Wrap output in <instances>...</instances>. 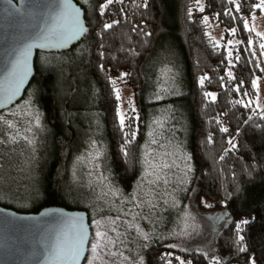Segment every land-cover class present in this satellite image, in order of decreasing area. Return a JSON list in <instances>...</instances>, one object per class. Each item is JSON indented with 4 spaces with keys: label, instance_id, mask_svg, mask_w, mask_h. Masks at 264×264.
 I'll return each mask as SVG.
<instances>
[{
    "label": "trees",
    "instance_id": "16d2710c",
    "mask_svg": "<svg viewBox=\"0 0 264 264\" xmlns=\"http://www.w3.org/2000/svg\"><path fill=\"white\" fill-rule=\"evenodd\" d=\"M75 1L85 10L89 29L66 53L80 49L84 69L70 72L37 67L25 94H31L43 109L51 131L39 171V206L26 213L57 205L78 206L67 186L73 160L86 141L81 118L72 115L77 100L82 111L88 108L79 97L95 102L101 135L125 188L137 177L148 110L178 101L188 107L191 121L189 148L196 164V208L204 214L224 213L227 222L215 237V261L198 250L156 245L148 250V264H264V106L257 93L259 81L264 84V36L255 35L251 28L262 2L203 0L199 7L198 0H114L101 15L100 5L106 0H90L88 5ZM212 22L223 29L226 41H237L231 52L213 39L209 32ZM105 24L113 26L105 29ZM167 41L180 48L185 92L169 100L146 101L148 66ZM77 73L87 83V95L79 91L81 85L74 80ZM123 74L127 75L121 79ZM122 85L132 89L136 102L124 115L123 127L116 95ZM242 219L250 223L238 232ZM239 236L244 240L239 241ZM241 247L246 251H239Z\"/></svg>",
    "mask_w": 264,
    "mask_h": 264
},
{
    "label": "rangeland",
    "instance_id": "374dc122",
    "mask_svg": "<svg viewBox=\"0 0 264 264\" xmlns=\"http://www.w3.org/2000/svg\"><path fill=\"white\" fill-rule=\"evenodd\" d=\"M80 1L86 5L90 2ZM198 6H203V0H198ZM260 9V15L251 20V28L255 35L264 36V5ZM209 32L229 52L237 43L235 39L226 41L223 29L215 22L209 23ZM83 59L80 49L74 53L40 51L35 69L71 72L84 69ZM147 74L146 101H164L184 94L185 68L178 44L164 43L148 66ZM74 80L81 85L78 90L87 95L82 74H75ZM118 89L120 113L125 115L136 107V102L128 86ZM257 93L260 105L264 106L262 81ZM79 98L88 108L82 111L77 100L72 115L81 118L86 141L73 160L67 187L68 194L78 201L77 208L68 209L84 208L89 216L91 239L83 264H148V250L156 245L198 250L215 261V237L227 222V215L204 214L196 208V164L189 148L188 107L171 101L148 110L147 136L140 152L137 177L125 188L101 135L95 102L91 99L85 102L84 95ZM50 132L43 109L29 93L11 109L0 112V203L18 206L14 210L24 213L39 206L36 202L39 171Z\"/></svg>",
    "mask_w": 264,
    "mask_h": 264
},
{
    "label": "water",
    "instance_id": "95a60500",
    "mask_svg": "<svg viewBox=\"0 0 264 264\" xmlns=\"http://www.w3.org/2000/svg\"><path fill=\"white\" fill-rule=\"evenodd\" d=\"M75 0H0V112L25 96L37 52H64L88 33ZM91 239L85 210L24 213L0 205V264H83Z\"/></svg>",
    "mask_w": 264,
    "mask_h": 264
},
{
    "label": "snow or ice",
    "instance_id": "6c2138e0",
    "mask_svg": "<svg viewBox=\"0 0 264 264\" xmlns=\"http://www.w3.org/2000/svg\"><path fill=\"white\" fill-rule=\"evenodd\" d=\"M113 2H114V0H106V3L100 5L101 15H103L104 10H105L109 5H111ZM116 2H122V0H116ZM262 5H264V0H262ZM258 7H261V5H258ZM237 10H239V8H237ZM112 26H113L112 24H105L104 27H105V29H110V28H112ZM245 27L247 28V24H245ZM261 47L264 48V45H261ZM229 55H231V53H229ZM124 75H127V74H123V75L121 76V79H123V76H124ZM228 75L231 76L232 73L229 72ZM203 82H204V80L201 79V80H200L201 85L203 84ZM112 83L115 84V81H112ZM253 83L255 84V82H253ZM116 95H117V99H120L119 89L116 90ZM207 95H211V94L208 93ZM212 98L215 99V97H212ZM133 110H134V109H133ZM118 116H119V122H120V125H121V127H123V125H124V119H125V118H124V115L121 114V113H118ZM225 131H226V129H225ZM189 159H190V158H189ZM249 223H250V221H249L248 219H242L241 222L237 224V231H238V232L241 231V230H242V227H241V226H242V225H247V224H249ZM97 235L99 236L100 233H97ZM238 239H239V241H243V240H244V237H243V236H239ZM95 250H96V247L94 246V247H93V251H95ZM239 251L244 252V251H246V249L243 248V247H241V248L239 249ZM181 264H184V262L182 261ZM252 264H254V261L252 262Z\"/></svg>",
    "mask_w": 264,
    "mask_h": 264
}]
</instances>
